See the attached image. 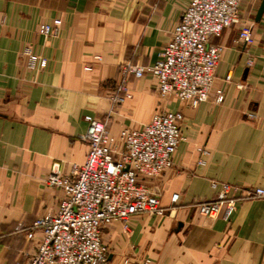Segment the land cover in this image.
Wrapping results in <instances>:
<instances>
[{"label": "crops", "instance_id": "obj_1", "mask_svg": "<svg viewBox=\"0 0 264 264\" xmlns=\"http://www.w3.org/2000/svg\"><path fill=\"white\" fill-rule=\"evenodd\" d=\"M189 2L0 0V264H29L42 238L34 220L55 212L63 197L45 178L55 163L69 174L85 161L86 117L109 115L118 138L159 110L182 114L183 140L172 167L142 179L159 194L165 214H135L129 231L119 222L105 227V264H264V197L242 191L264 188V11L255 20L261 0H242L240 21L210 39L223 51L208 100L192 107L175 96L161 98L146 72L129 74L130 96L111 103L120 66L154 63ZM56 18L57 35L45 39L38 27ZM243 25L252 27L251 44L239 38ZM26 46L46 58L45 68L27 67ZM202 148L208 154L199 165ZM212 181L237 188L228 220L198 213L199 202L215 198Z\"/></svg>", "mask_w": 264, "mask_h": 264}, {"label": "built area", "instance_id": "obj_2", "mask_svg": "<svg viewBox=\"0 0 264 264\" xmlns=\"http://www.w3.org/2000/svg\"><path fill=\"white\" fill-rule=\"evenodd\" d=\"M241 2L190 0L154 63L120 66V78L110 95L112 106L130 96L129 74L139 78L146 72L156 78L161 98L175 96L192 107L208 100L223 51L222 45L210 39L240 21ZM60 24L59 18L42 23L38 32L45 39L56 36ZM239 38L246 44L253 43L252 27L243 25ZM22 54L30 70L45 68L46 58L34 53L31 46H26ZM230 78V74L225 76L226 81ZM222 100L223 92L217 90L215 101ZM247 115L255 118L254 113ZM181 118L180 112L159 110L141 128H123L115 138L109 130V115L103 119L86 117L88 128L80 136L89 146L85 161L74 165L69 174L62 173L55 163L45 178L47 185L63 191V197L55 212L34 220L32 228L41 230L42 238L29 264H105L109 258V247L102 238L105 227L119 222L129 231L135 214H165L159 194L142 179L155 178L172 167L173 156L183 140ZM207 154L206 149L200 150L199 165L205 164L202 156ZM211 186L218 188L215 198L199 202L198 213L209 218L222 213L228 220L236 209L232 191L237 188L217 181ZM242 191L250 198L264 197L261 187ZM178 197V193L172 194L171 203Z\"/></svg>", "mask_w": 264, "mask_h": 264}, {"label": "water", "instance_id": "obj_3", "mask_svg": "<svg viewBox=\"0 0 264 264\" xmlns=\"http://www.w3.org/2000/svg\"><path fill=\"white\" fill-rule=\"evenodd\" d=\"M263 11H264V0H261V3L257 9L256 16H255L256 21H258L260 19ZM109 258H110V256H109Z\"/></svg>", "mask_w": 264, "mask_h": 264}]
</instances>
